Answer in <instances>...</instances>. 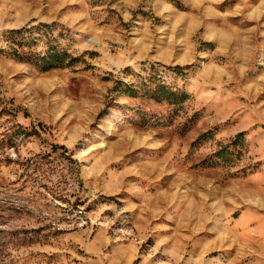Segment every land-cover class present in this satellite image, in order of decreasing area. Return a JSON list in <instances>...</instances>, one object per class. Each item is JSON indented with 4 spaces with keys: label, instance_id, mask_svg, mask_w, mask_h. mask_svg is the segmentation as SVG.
I'll return each mask as SVG.
<instances>
[{
    "label": "rangeland",
    "instance_id": "374dc122",
    "mask_svg": "<svg viewBox=\"0 0 264 264\" xmlns=\"http://www.w3.org/2000/svg\"><path fill=\"white\" fill-rule=\"evenodd\" d=\"M0 264H264V0H0Z\"/></svg>",
    "mask_w": 264,
    "mask_h": 264
},
{
    "label": "trees",
    "instance_id": "16d2710c",
    "mask_svg": "<svg viewBox=\"0 0 264 264\" xmlns=\"http://www.w3.org/2000/svg\"><path fill=\"white\" fill-rule=\"evenodd\" d=\"M22 34V31H17L12 34L13 37L19 36ZM39 60L36 61H43V69L44 70H51L54 68L61 67V64L58 62L56 56L54 54H48L46 57L37 58Z\"/></svg>",
    "mask_w": 264,
    "mask_h": 264
}]
</instances>
